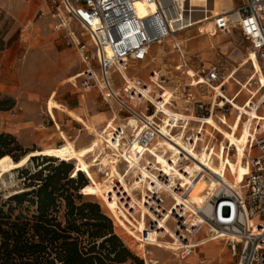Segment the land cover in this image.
Masks as SVG:
<instances>
[{"label": "rangeland", "instance_id": "1", "mask_svg": "<svg viewBox=\"0 0 264 264\" xmlns=\"http://www.w3.org/2000/svg\"><path fill=\"white\" fill-rule=\"evenodd\" d=\"M209 2L217 3L215 5L218 6L219 11L215 10L212 13H207L206 11L195 15L196 17L194 16V19L197 21L191 22L192 25H180L182 20H179V23L176 22L173 28L175 30L183 29L178 36L183 41L186 36L190 38V40L184 41V44H186L187 51L189 50V52L193 54L197 53L200 56L197 58V63L201 61V56L207 59H218L221 57L218 53L226 51V53H230V58L226 55L227 59L222 53L223 59H227V62L235 59V65L240 64L237 70H235L234 78L224 85V89L226 94L229 95L233 90H240L242 84H244L245 89L241 92L237 101L240 105H244L248 100H250V102L239 118L235 110H232L231 113L227 111L226 114H224L222 110L216 111L219 113L222 122L227 121V124L231 122L233 123V127L228 125V128H224L226 124L223 125V123L219 122L218 116L215 114L212 115L211 119L219 123H217L216 126L208 121V123L206 122L203 125L202 132L204 138L199 141L197 148L201 149L206 143L209 144V147L210 145L215 146L213 150L218 154L219 159L216 165L221 168L224 173H227L230 180L238 179L244 182V175H246V172L243 167L239 166L244 164V156L246 152H249L248 144L251 140V136H254L256 123L261 119L264 104L257 113V117L252 119L253 116H251V113L258 102L255 100L258 97L260 99L261 93L256 94V84H254L252 88L246 86L247 82H249L248 75L252 72H256V70L251 60L247 58V53H245V55L241 54L236 48L238 46V48L246 50V42L242 40L240 31L235 29L230 33L216 31H213V33L210 31L201 33L197 27L205 18L214 16L222 10L234 7L236 2H234V0H209ZM143 8L144 3L141 5L142 10ZM41 10L44 12L42 15L39 14ZM185 11L189 12L188 5L187 7L185 6ZM53 25V19L46 14L45 9L41 8L38 0H0V132L14 134L19 144L17 148H14L11 143L0 145L1 150H7L6 153H9L3 156L5 161L0 163V166L6 161L14 162L11 155L22 158L32 150L58 147L66 142L75 140L77 146L74 148L75 150H80L79 153L83 157L84 163L94 170V180L99 184H103L101 178L104 176V173L98 171L99 168H97L103 154L101 150L95 149L96 141L97 139L107 138L113 126H118L122 122H127L129 117L135 116L125 110L112 97H110V101H106L98 86H83V78L81 76L83 64L74 47L67 45L63 39L60 38L62 33H64V29H54ZM70 25L72 28H75L76 31L80 30L76 22L71 21ZM209 38L214 41L213 45H209ZM196 40L199 41L198 45L196 44ZM202 49H204V51L200 52ZM154 57H156L155 60H153ZM142 62L144 64L137 63L135 66H132L130 70L138 72L147 81L149 87H154L151 88L153 90V95L156 96L158 94L159 98L163 97L167 102L168 99L169 101L172 100L174 107H177L174 109H181L184 104L183 95L185 83L190 81L191 75L183 73L182 69H177V65L181 60L178 51L173 49V41L170 40L162 44H153L149 57ZM154 69L155 72L160 71L161 73L160 81L158 82L151 77L153 76ZM112 77L117 87H123V78L119 70H115ZM123 89L122 94L125 92ZM69 91H75L78 94L85 93V97L89 102L91 101L93 106V108H91L92 113L104 110L109 112V116L107 117L103 114L99 117L97 116L98 118L90 117L96 122L88 123L86 126L75 120H70L66 122L67 124L63 125H60L55 120L54 124L52 122H47L45 118L46 111L50 116L54 117L55 112L53 108L56 107L57 98ZM251 93H253L252 97L250 96ZM137 105L141 110L143 104ZM248 106H251V108ZM115 111H117V117L113 120ZM254 114L255 112L252 115ZM192 116L196 118L195 115ZM86 120L85 117L83 123H85ZM185 121V119H180L182 126L175 129L173 132L177 134L183 130L186 139L191 132H194L202 125L201 122L194 119L187 120L186 124ZM96 123L99 124V130L89 133L86 127ZM127 129L130 132L133 130L131 126ZM249 130H251V135L248 143H246V152H242L238 140ZM120 132L124 134L123 131ZM118 138L121 137L118 136ZM226 141H230L233 146L237 144L235 155L231 154L232 157H226L225 155ZM156 150L157 149H151V156H145L147 160H149L146 162V165L148 162L151 165V168L149 167L150 170H152V168L164 170L174 168V170L178 171L182 176H189L193 173L191 172L192 164H189L185 169L187 173H183L176 168L175 161H169L168 158L171 156V152L168 153L170 156L165 155L159 158L161 154L159 151L156 152ZM60 161H62V159L57 157L47 158L43 155L32 156L28 163L19 167V169L16 168L12 173L6 172L3 175L5 182L0 183V195L6 197L14 192L30 188V186H26L30 180L27 179L28 174L24 173L22 170L27 169L28 171H34L48 164H57ZM66 162L73 166L72 175L77 174L78 170L74 162ZM126 167L127 164L124 161L121 162L120 171L124 178V182L125 184L127 182L129 184L134 183V181L132 182L135 177L134 173L131 170L132 174L130 173L128 175L127 170H125ZM153 173L155 172L153 171ZM82 175L88 178L85 173H82ZM198 176H203V174L198 172ZM125 184L117 181L113 191L108 193V197L123 219L139 234V229L141 230L142 227L140 225L141 222H139L141 217H147L146 228H148V220L150 216H153V212L152 210H149V214L143 212L139 200L142 198L141 188L135 190L134 193L136 195L132 196L128 201L129 206L125 205V202H127L124 201L123 198L125 197ZM156 186L155 182L150 179L146 185V189L155 188ZM81 192L83 193V199L100 202L102 208L112 217L109 212L110 210L103 204L90 183H88ZM204 192L205 190L201 186V189L197 190L195 193L190 192V194L199 195ZM243 192L246 193L247 189L243 188ZM167 199L171 201L170 198ZM31 208L34 207L32 206ZM169 216L168 214L165 217L169 219ZM112 219L116 232L122 237L131 251L142 258L144 264H146V259L139 254L136 244L131 247L132 240L123 229L119 228L113 217ZM167 221L165 223H167ZM152 230L151 235L149 234V239L164 243L173 241V238H171L166 229L160 232L158 231V233L155 229ZM198 235L199 240L211 236L207 227L203 228ZM200 247L201 246L198 245L196 251L185 259L180 258L175 253V249L155 247L152 245H148L146 249L147 256L151 259L152 264H237L238 262L237 256L232 254L226 236L220 237L218 240L209 242L207 245ZM119 264H139V262L129 258Z\"/></svg>", "mask_w": 264, "mask_h": 264}, {"label": "built area", "instance_id": "2", "mask_svg": "<svg viewBox=\"0 0 264 264\" xmlns=\"http://www.w3.org/2000/svg\"><path fill=\"white\" fill-rule=\"evenodd\" d=\"M45 1L48 5L46 14L53 19V28L64 29L60 38L67 45L74 47L83 64V86H98L106 101H110L112 97L130 114L140 117L144 115L139 129L131 126L133 130L130 132L128 126L123 134L120 132L121 128L119 129L120 124L112 127L113 135L121 137L123 142H131V151L151 156L150 150L155 146L158 137L166 135L164 126L173 134L175 129L182 126L180 120L177 121L165 112L164 104L159 103L161 98L158 94H152L153 90L145 79L128 73V64L145 60L155 43L162 44L171 38L173 49L178 51L181 60L177 65L178 69H182V72H188V68L193 70L190 81L185 83L184 104L181 109L198 116L197 121L201 122L202 126L206 116L215 114L220 118L216 111L222 110L226 114L227 111L231 113L234 110L233 102L223 100V95L219 94L217 87L224 89L223 83L233 75L237 66L223 57L212 63L195 66L194 60L200 56L197 53H188L184 41L178 37L183 29L175 30L172 26L174 20L180 16L183 0H148L150 4H154V8L146 16L139 14L138 0ZM43 13L41 10L39 14ZM71 21L79 25V31L72 28ZM197 27L201 33H230L238 29L246 42L248 59H251L256 70L248 75V79L253 75H264V0H239L234 7L205 18ZM252 52L257 58L259 70L253 57L250 58ZM115 70L121 72L124 89L117 87L113 81L112 74ZM254 84H258L257 78L252 80L251 85ZM122 89L125 91L123 94ZM250 96L252 97L253 93ZM255 101H259V97ZM137 104H143L141 110ZM263 104L264 101L258 102L257 109ZM167 105L177 108L173 102ZM144 111L150 115L147 116ZM165 115L168 116V121H165ZM185 120L186 124L190 119ZM254 133L255 136H251L248 144L249 152H246L243 159L248 166L242 186L247 189L246 193L229 186L221 178L219 186L213 190L206 202L194 210L187 201L193 188L191 182L182 184L177 176L167 174L164 169L152 168L165 183H171V179L173 183L176 178L179 184H172L171 187L183 200L180 202L178 198L172 197L171 201H168V192L162 188H147L145 194L142 193L143 202L154 214L148 220V227L163 230L164 228H158L157 225L160 219L170 213L172 219L169 223L177 236H173V239L180 242L179 247L175 248V253L180 258L185 259L196 251L199 245L198 234L207 227L210 237H227L232 254L237 256V264H264V126L256 124ZM202 135V129L198 128L191 132L186 140H198L199 143L203 139ZM127 145L129 147V143ZM226 149L228 153L235 155V148L230 141H226ZM177 158L179 169L187 173L185 168L192 164L193 160L185 152H178ZM142 161L149 160L142 158ZM147 165L151 168L149 162ZM195 176L196 174L192 177ZM123 198L127 201L125 205L129 206L128 201L131 198ZM143 237H148V232L143 234Z\"/></svg>", "mask_w": 264, "mask_h": 264}, {"label": "bare ground", "instance_id": "3", "mask_svg": "<svg viewBox=\"0 0 264 264\" xmlns=\"http://www.w3.org/2000/svg\"><path fill=\"white\" fill-rule=\"evenodd\" d=\"M143 3H144V8L142 10L141 5ZM187 5H188L189 12L185 11V6L187 7ZM137 7H138L139 14L141 16H146V15L151 13V9L154 8V4H150V2L148 0H138ZM216 7L217 6L213 2H209V0H183L182 1V8L180 11V16H178L174 20L175 22H173L172 26L176 22H178L179 20L180 21L182 20L180 22V25H189V24H191V22L197 21L196 19H194L195 15H198L199 13L206 12V11H207V13L208 12L212 13L216 9ZM170 40H171V38H168L167 41H170ZM252 57L254 59L255 66H256L257 70H259L258 61H257V58L253 52H252L250 58H252ZM155 59H156V57L153 58V60H155ZM249 60H251V59H249ZM251 63H252V61H251ZM177 67L179 68V66H177ZM235 70H237V68ZM183 73L189 74L191 76L194 74L193 70L191 68H188V72L186 70H183ZM234 74H235V72L232 75L233 77H234ZM160 75H161V73H160V71H158L156 73H153V76H151V77H152V79L154 78L156 82H158V81H160ZM126 76L128 77V74H126ZM232 76L229 79H227L223 83V85L226 84L227 82H230L232 79ZM254 78H257V80H258V84H256V86H257L256 94L261 93L260 99L258 101L261 103L262 101H264V89H262V88H264V75L260 74L258 76V74H257V77H256V75H253L252 77H250L249 82H247L246 86H248L249 88H252L251 84H252V80ZM244 89H245V85L242 84V87L240 88V90H238V93L235 95L234 98H232V96L226 94V92L224 91L223 88L221 89V86L217 87L219 94L223 95V97H222L223 100H230L233 102L234 110L236 111L238 118L243 114L246 106L250 102V100H248L247 103H245L244 105H240L237 101V98L239 97V95L241 94V92ZM147 96H150V94H147ZM170 102H172V100L169 101V99H168V102H167L166 99L163 97H161V100H159L160 105L164 104L163 108H164L165 112L167 114H169L170 116L175 117L177 121L182 119V118L199 120L198 116L195 115L196 118H194L192 116L194 114L187 113L183 109L171 108L169 105H167V103H170ZM258 102L256 103V106L253 108V110L255 111V114L251 115V116H253L252 119H255L257 117V113L261 109V108H259V110L257 109ZM144 114H146L147 116L150 115L149 113H146V112ZM134 116L135 117H133V116L129 117L127 122L120 123V126H119V129L121 128L120 131L125 132V128H127L128 126H132V127L136 126L137 129H139L141 127V125H142L141 122H143L142 119L144 118V115H141L142 117H140L138 115H134ZM116 117H117V111L114 112L113 120H115ZM211 117H212V115L206 116L205 120H204L205 123L206 122L208 123V121H209V123H212V124L217 126L218 122H216L214 119H211ZM164 119H165V121H168V116L165 115ZM219 121H220V123H223V125H224V122H222L220 118H219ZM256 124H261L262 126H264V112H262L261 119ZM98 125L99 124L96 123L92 126H87L86 129L89 131V133H92V132L99 130ZM228 125L233 127V123H231V122H230V124L228 123ZM199 128L202 129V131H203V126H199ZM163 130H164V134H166V135H161L160 137H158L157 142L155 143V146L151 148V149H157L156 152H158V151L160 152L161 155L159 156V158L164 157L165 155H167L168 153L171 152L172 154L168 159L170 162H172V161L176 162V168L179 171H181V170L179 169V167L177 165L178 152L187 153L191 157V159L193 160L192 166H191V172H193V173L189 176H182L178 171L174 170V168H172V169L168 168L164 171L167 172V174L171 173L172 176H177V178H179L182 181V184H185L187 182H191V184L193 185V188L190 191L191 193H195L197 190L201 189V186L205 190L204 193H201L199 195H196V194H189L188 195V200H187L188 205L192 209L195 210L198 206H202L206 202V200L208 199L210 194L213 192V190L219 186L221 178H223L229 186H231V187H233L239 191H241V190L243 191V188H242L243 181H239L238 179L230 180L228 178L227 173H224L223 170L216 165V164H218L217 161L219 159H218V154L216 152H214V150H213V149H215V146L210 145V147H209V144L206 143L203 146V148L199 149V148H197V145H198L197 138H196V140H197L196 142H193V141L189 142L188 140L185 139V132H183V130H181L178 134L171 133L169 128H167L166 126H164ZM250 135H251V130H249L243 137L239 138V140H238V143H239V146H240V149L242 150V152H246L245 150H246L247 146L245 144L246 143L245 141L248 139V137ZM253 135L255 136V133ZM201 138H204V136L202 135ZM198 139H199V137H198ZM127 143H129V147H128ZM130 143H131L130 141L129 142H123L120 138H118V136H116L115 134L113 135V131H110L108 133L107 138L97 139L96 144H95V147H96L95 149L101 150V152L103 154V157L100 158L99 163L97 165V168H99L98 171H102L104 173V176H102V178H101L103 184H99L96 180H94V178H93L94 170L89 165L84 163L83 157L79 153L80 150H75V148H74L75 146H77L75 140H72L70 142H66L63 145H60L58 147H49V148H44V149H39V150H32V151L28 152L27 154H25L24 157H22L18 161H15L14 159H13L14 162L6 161L4 164H2L0 166V183L5 182L3 175L6 172L12 173V171L14 169L21 167V166L25 165L26 163H28V161L31 159L32 156L48 155V156L57 157L59 159H62L63 161L66 160V161L74 162V164L77 166V170H80V171H82V173H85V175L90 179V184H91L92 188L97 192V195L102 200L103 204L110 210L109 212L112 215V217L115 219V222L117 223L119 228L123 229L124 232L132 240L131 247L136 244V248L139 250V254L146 259V264H152L151 259L147 256L146 247L148 245H152L155 247H163V248L167 247L168 249H175V248L179 247L180 242L178 240L173 239L172 242H165L164 243V242H158V241L149 239V234L151 235V232L153 231L152 229H155L157 233H158V231L160 232L161 230L156 229L157 227L146 228V226H147L146 225V220H147L146 216L141 217V220L139 221V222H141V224L140 223L139 224L142 227H141V230L139 229L140 233L139 234L136 233L133 230V228L123 219V217L120 215V213L117 211V209L113 206L110 198L108 197V193L113 191V189L115 188L114 185L117 181L121 182L122 184H125L124 178H123L121 171H120L121 170V162H123L122 160H125L128 163L127 167L125 168V170H127L128 175L131 173V170H132L134 173V176H135L132 180V182L134 181V183L129 184L127 182L125 184V197L131 198L132 196L136 195L134 192L137 188H141V190H140L141 193L145 194L146 185H147L148 181L151 179L157 185L155 187V189L162 188L165 192H168V198L171 199L172 197H176L179 199L180 202L183 199L177 194L175 189L171 187L172 184H175V183L179 184V183H177L176 178H174L173 183H172V179H171V183L170 182L165 183L164 181H161V179L157 176V174L153 173V171L149 169V167L146 165V162L142 161V158H145L147 160V157H145V155L143 153L138 154L136 151H131L133 146ZM234 148L236 150L237 144H234ZM112 150H114V152H112ZM130 152L133 154H130ZM150 153H151V150H150ZM225 155H226V157L227 156L232 157L231 154L227 152L226 146H225ZM1 157H3V156H1ZM120 157H122V158H120ZM209 160H211V161H209ZM187 167L188 166H186V168ZM239 167H243L245 172L246 173L248 172V166L246 165V163L242 164V166H239ZM202 170H204L205 172H202ZM198 172H200V174H203V176H198ZM195 174H196V176L193 178L192 176H194ZM190 177H191V179H190ZM244 177H245V175H244ZM139 200L141 203V207L143 208V212L149 214L150 209L148 208V206H146V204H144L143 198H141ZM168 214L170 215L169 219L166 217H164L163 219H160V223L157 226H158V228L163 227L164 229H166L167 232L169 233V235L171 236V238H173V236L177 237L174 229L172 228L171 224L169 223V221L172 219L171 214L170 213H168ZM152 215L154 216V214H152ZM153 216H150V218ZM167 219H168V221H167ZM166 221H167V223H165ZM160 225H161V227H160ZM146 232H148V237L145 238V237H143V234H146ZM219 238L220 237H217V238H213L210 236L204 237V238L198 240V244L202 247L204 245H207L209 242L218 240ZM214 239H216V240H214ZM191 255H189V256H191Z\"/></svg>", "mask_w": 264, "mask_h": 264}, {"label": "trees", "instance_id": "4", "mask_svg": "<svg viewBox=\"0 0 264 264\" xmlns=\"http://www.w3.org/2000/svg\"><path fill=\"white\" fill-rule=\"evenodd\" d=\"M5 143L19 146L14 134L0 132V145ZM6 152L0 148L1 156ZM72 170L63 160L22 170L30 188L0 195V264H119L129 258L144 264L100 202L82 198L89 179Z\"/></svg>", "mask_w": 264, "mask_h": 264}, {"label": "crops", "instance_id": "5", "mask_svg": "<svg viewBox=\"0 0 264 264\" xmlns=\"http://www.w3.org/2000/svg\"><path fill=\"white\" fill-rule=\"evenodd\" d=\"M216 1V0H215ZM38 2H39V4L41 5V8L42 9H45L46 11L48 10V5H47V3H46V1L45 0H38ZM234 2H236L235 3V5L236 4H238L239 3V0H234ZM214 4H217V3H215V2H213ZM234 5V6H235ZM215 10H217V11H219V8H218V6L216 7V9ZM214 10V11H215ZM225 10H227V9H225ZM223 11V10H222ZM235 30V29H234ZM238 30V29H237ZM210 32H212L213 33V31H210ZM188 40H190V38L188 37V36H186V38L184 39V41H188ZM210 40V41H209ZM209 45H213L214 44V41L213 40H211L210 38H209ZM242 40H243V38H242ZM244 41V40H243ZM196 44L198 45L199 44V41L198 40H196ZM185 45V48H187L186 47V44H184ZM205 48V47H204ZM238 50H239V52L241 53V54H244L245 55V53H247L246 52V50H243V49H240V48H238V46L236 47ZM204 51V49H202V50H200V52H203ZM188 53L189 54H193V53H190L189 52V50H188ZM225 56L227 55L229 58H230V53H226V51L225 52H222ZM221 52H219L218 53V55H220L221 57H223V54H222ZM150 55V54H149ZM247 55H248V53H247ZM227 56H226V58H227ZM149 57V56H148ZM147 57V58H148ZM146 58V59H147ZM155 58V57H154ZM248 58V57H247ZM145 59V60H146ZM219 59V58H218ZM228 59V58H227ZM145 60H141V61H134V62H130L129 64H128V73L129 74H135V75H138V76H140V77H142L138 72H136V71H131L130 70V68L132 67V66H135L137 63H143L142 61H145ZM217 59L216 58H214V59H207V58H204V57H202L201 56V61H199L198 63H197V59L196 60H194V64H195V66L196 67H199L200 65H202V63H205V64H207V63H212V62H214V61H216ZM243 60V59H242ZM244 61V60H243ZM231 62L232 63H234V64H236V60L235 59H232L231 60ZM144 64V63H143ZM237 67L238 66H240V64H238V65H236ZM155 70V69H154ZM80 72V71H79ZM78 73V72H77ZM143 79H144V77H142ZM232 78H234L233 76H232ZM154 79V78H153ZM225 85V84H224ZM150 88H154L153 86L152 87H150ZM226 90L228 91V89L226 88ZM238 93V90H236V91H231V93L229 94V95H236ZM56 99V98H55ZM57 103H56V107H54L53 109H54V112H55V116L54 117H52V116H50L49 114H48V112L46 111V120H47V122H52L53 124H54V120L56 121V122H58L60 125H63V124H67L66 122H68V121H72V120H75V121H77V122H80L82 125H84V126H86L88 123H93V122H96L93 118H90V117H96V118H98L99 116H101V115H105V116H109V112L108 111H97V112H94V113H92L91 112V108H93V106H92V104H91V101L89 102L88 100H87V98L85 97V93H80V94H78V93H76L75 91H69V92H67L66 94H64V95H62V96H60V97H58L57 98ZM48 101V100H47ZM45 110H46V102H45ZM255 111L253 110V112L251 113V115L254 113ZM98 116V117H97ZM85 117H86V122L85 123H83L84 122V119H85ZM102 121V120H101ZM103 122V121H102ZM105 122V121H104ZM220 122V121H219ZM218 122V123H219ZM226 124V125H225ZM224 125H225V127L224 128H228L229 126H228V124H227V121H224ZM245 135V134H244ZM244 135H242V137L244 136ZM249 138H250V136L248 137V139L245 141L246 143H248V140H249ZM245 143V144H246Z\"/></svg>", "mask_w": 264, "mask_h": 264}, {"label": "water", "instance_id": "6", "mask_svg": "<svg viewBox=\"0 0 264 264\" xmlns=\"http://www.w3.org/2000/svg\"><path fill=\"white\" fill-rule=\"evenodd\" d=\"M1 156V155H0ZM18 160V159H17Z\"/></svg>", "mask_w": 264, "mask_h": 264}]
</instances>
